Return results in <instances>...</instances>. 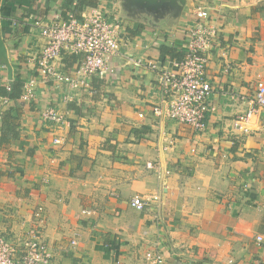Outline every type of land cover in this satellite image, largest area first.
<instances>
[{"label":"crops","instance_id":"obj_1","mask_svg":"<svg viewBox=\"0 0 264 264\" xmlns=\"http://www.w3.org/2000/svg\"><path fill=\"white\" fill-rule=\"evenodd\" d=\"M65 1L2 0L0 90L18 76L37 82L31 103H0V126L8 111L21 125L20 140L0 146L5 239L22 255L42 206L50 264H149L156 250L166 264H264V109L248 134L234 131L264 84V0H100L122 23L120 53L113 72L82 86L83 55L63 50L56 66L77 88L43 81L31 62L45 45L42 24L65 20ZM197 6L219 29L203 132L153 112L167 106L161 74L179 72L187 11ZM47 108L63 115L62 126L42 118ZM137 196L149 202L144 211L132 206Z\"/></svg>","mask_w":264,"mask_h":264},{"label":"built area","instance_id":"obj_2","mask_svg":"<svg viewBox=\"0 0 264 264\" xmlns=\"http://www.w3.org/2000/svg\"><path fill=\"white\" fill-rule=\"evenodd\" d=\"M186 50L184 59L178 63L179 72H163L160 78V89L165 96L167 106H156L153 109L155 116H165L169 119L186 124L197 132L205 131L207 117L212 111L210 98L213 92L206 70L211 52L217 46L219 29L209 20V9L197 6L187 11ZM41 34L45 45L31 58L39 77L45 81L66 83L73 88L79 82L60 72L56 61L63 50L83 55L80 69L82 86H89L85 79L100 72H113L111 61L120 53L122 38V23L119 18L110 19L103 8H95L90 15L77 19L73 14L69 19L42 24ZM225 54V53H223ZM140 63V61H138ZM137 63V64H139ZM35 79L26 82L21 99L31 103L36 97ZM7 90L10 87L7 86ZM7 102L6 97L0 96V103ZM249 110L237 117L234 122V131L239 134H248L252 118L259 110L264 109V84L258 85ZM42 118L52 124L62 126L64 117L55 108L42 111ZM56 145L61 139L54 141ZM147 167L154 168L150 162ZM149 205L137 196L132 206L144 211ZM82 214L91 216L92 211L83 210ZM46 218L44 207H37L34 220L27 238L23 244V253L18 255L16 246L8 242L0 229V264H50L52 255L46 241L42 238ZM261 241L262 237H258ZM76 245V241L72 242ZM145 259L149 264H166L165 257L160 250L148 252ZM119 264V263H116Z\"/></svg>","mask_w":264,"mask_h":264},{"label":"trees","instance_id":"obj_3","mask_svg":"<svg viewBox=\"0 0 264 264\" xmlns=\"http://www.w3.org/2000/svg\"><path fill=\"white\" fill-rule=\"evenodd\" d=\"M100 0H67L63 6L64 19H68V13L73 14L77 19L82 20L81 14L86 10V8H97ZM10 90L6 88H1L0 96L7 97L8 99L18 100L23 94L24 80L18 76L12 85H9ZM2 126H0V131L2 132L0 136V146L8 145L11 140L19 141L21 138V125L18 118L13 117L11 112L2 113Z\"/></svg>","mask_w":264,"mask_h":264},{"label":"water","instance_id":"obj_4","mask_svg":"<svg viewBox=\"0 0 264 264\" xmlns=\"http://www.w3.org/2000/svg\"><path fill=\"white\" fill-rule=\"evenodd\" d=\"M1 4H2V0H0V59L8 64V51L1 34ZM9 70H10V74H12L10 66H9Z\"/></svg>","mask_w":264,"mask_h":264}]
</instances>
